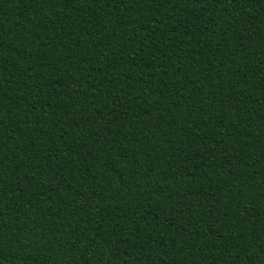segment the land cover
Returning <instances> with one entry per match:
<instances>
[{"label":"trees","instance_id":"16d2710c","mask_svg":"<svg viewBox=\"0 0 264 264\" xmlns=\"http://www.w3.org/2000/svg\"><path fill=\"white\" fill-rule=\"evenodd\" d=\"M0 264H264V0H0Z\"/></svg>","mask_w":264,"mask_h":264}]
</instances>
